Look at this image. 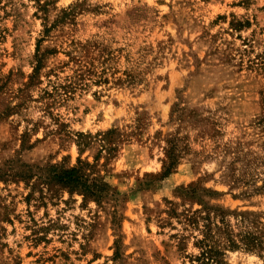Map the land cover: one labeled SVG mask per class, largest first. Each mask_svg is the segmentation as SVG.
Returning <instances> with one entry per match:
<instances>
[{
	"label": "clouds",
	"instance_id": "obj_1",
	"mask_svg": "<svg viewBox=\"0 0 264 264\" xmlns=\"http://www.w3.org/2000/svg\"><path fill=\"white\" fill-rule=\"evenodd\" d=\"M26 3L23 36L0 25V84L8 81L10 105V114L0 110V204L15 192L20 198L8 203V211L22 220L0 219V264H170L173 254L176 264H264V197L241 205L259 213L244 222L243 213L202 207L211 195L202 186L208 172L221 173L217 182L241 201L256 187H233L239 169L227 174L229 159L242 153L222 154L225 164L218 166L201 151L202 167H193L191 183L170 181L188 152L184 117L191 112L231 125L226 140L217 141L222 147L243 142L245 152L264 157V0ZM14 6L0 0V16ZM126 9H134L128 21L121 19ZM165 13L172 18L167 24ZM86 19L97 21L88 25L89 35L81 27ZM144 28L162 32L160 49L151 47ZM53 41L65 53L55 64L49 61ZM169 73L183 83L170 82ZM260 179L264 183V168ZM192 185H199L195 193ZM27 191H34L31 204L23 200ZM140 192L153 194L145 205L154 216L169 207L190 214L186 205L194 204L198 228L177 225L172 240L167 229L159 237L167 242L163 249L142 230L128 235L112 208ZM157 192L172 203L161 202ZM109 195L112 203L102 204ZM65 204L78 217L74 227ZM101 209L111 222L97 228ZM4 212L0 207V216ZM220 216L228 217L225 223Z\"/></svg>",
	"mask_w": 264,
	"mask_h": 264
},
{
	"label": "rangeland",
	"instance_id": "obj_2",
	"mask_svg": "<svg viewBox=\"0 0 264 264\" xmlns=\"http://www.w3.org/2000/svg\"><path fill=\"white\" fill-rule=\"evenodd\" d=\"M10 3L19 6H14L11 11L5 12L3 16H0V25H3L5 30L7 31L9 28L16 34L17 37H21L24 34V19H25V12L24 9L27 7L26 0H9ZM160 2V0H157ZM134 9H126L121 16V19L124 21H128V19L132 16ZM33 16L36 13H32ZM172 18L165 13L161 16V20L164 21L165 24L168 23L169 20ZM151 22V17L146 16V23ZM97 21L93 19H86L81 23V27L84 29L83 34L89 35L91 34L88 29V25L92 24L95 26ZM144 31H149L151 33L149 37V44L154 49H160L162 45H164V37L162 32H158L157 29L152 28H144ZM239 39V37H238ZM73 44H76L77 41L73 40ZM80 43L87 46L90 41L82 40ZM96 46H99L98 44ZM65 53L59 51L56 42H52V51L49 55V61L53 64L57 63V58H62ZM200 56H203L204 53H200ZM24 59L27 58V53H24ZM224 62H228V57L224 58ZM242 70V69H241ZM34 71V69H33ZM159 71V70H158ZM9 73L11 74V69H9ZM168 80L176 85H180L183 83V77H180L178 73H169ZM8 81H5L4 84H0V110L3 111L4 114H10V105L7 102V97L5 96V92L7 91ZM184 119L189 123V134H188V152L185 158H182L181 161L176 166V172L170 177V181L174 182L177 187L184 183H191L192 182V169L194 166H201L200 159L201 151L207 153L208 155L217 159L218 166H224L225 161L223 159H219V157L223 154L224 156H230L232 151H236L238 153H242V155H237L229 159L226 170L229 177L236 176L237 169H239V175L236 176L235 183L236 184L243 183L246 186H250L255 184L256 187L253 188L250 192H246L245 201H241L237 193L232 192V188H230L225 183H218L217 180L221 173L217 171H211L206 173L205 175L210 177V179L203 180L202 186L204 187L205 192L210 193L211 195L205 197L202 203V207H211L217 212H239L245 215L241 216V222H244L246 216H256L258 215V210L252 207H244L241 206L242 204L246 203L247 199L253 200L258 202L264 197V183L261 182L260 179V172L261 169L264 168V157H262L259 153L250 154L245 152L244 149L240 146L243 142L238 143L235 148H229L228 146L222 147L221 144L217 143L221 138H227L229 131L231 129V125L227 127H221L220 125L223 123L220 120L211 121L207 118L201 120L198 118V115L195 112L188 113ZM199 128V131L196 129ZM201 141L203 142V149L201 148ZM175 159V156H174ZM206 163L211 164L212 161L207 159V156L203 157ZM203 179V178H201ZM109 187H111L109 185ZM165 192L169 191L168 187L162 186ZM199 188V185H192L190 186V190L192 193H195ZM175 189H171L174 191ZM231 193V194H230ZM152 193H137L135 197L131 199L119 201V207H113L112 211L117 214V218L123 217L122 224L124 226L125 232L128 235H132L134 233L140 232L142 230L143 236H152L155 239L153 243L157 244L161 249L164 248L166 245V241L163 239H159V237L163 236L164 231L171 228L172 235L168 237L169 240H172L176 235V226L179 225L180 227L184 228L187 226L188 228H193L194 226L198 228L200 224V218L197 213L200 212L199 208H196L194 204L188 203L186 206L187 208L191 209L190 214H182L177 208L169 207L166 211H160L155 216L147 214L145 200H147ZM156 196H159L160 201L167 200L169 204L172 203L170 197L167 195H160L159 192L155 193ZM8 197L12 199L8 201V203H14L15 200H18L20 197L12 191L7 193ZM34 196V191H27L23 195V200L25 204L32 203V197ZM4 197L0 196V201H3ZM211 201L209 204L208 201ZM83 202V201H82ZM8 203L0 204V207L5 208V212L0 219L5 220L7 223H21L22 220L17 219L14 221L11 213L8 211ZM102 204H111L112 198L109 195L107 200H102ZM46 207V205L42 206ZM55 207V204L52 205ZM18 208V205H17ZM122 209V211H121ZM15 210V209H13ZM65 212L68 213V218L71 220V224L74 227L78 217L71 215L72 210L67 207L65 204ZM31 212V210H30ZM49 212L45 211L44 216L47 217ZM205 216H210L212 218L213 213L205 212ZM196 219V223L190 222V219ZM34 220L35 217H32ZM219 223H225V220L228 217L220 216L218 217ZM234 219V218H233ZM108 220L109 223L111 219L109 216L101 209V213L99 214V221L94 222L97 228H100L104 225V222ZM223 222V223H221ZM27 225L25 229L27 230ZM66 225H61L60 230H66ZM15 231V229L13 230ZM99 234V233H97ZM83 239V237H80ZM101 254H103V250H101ZM179 257L173 254L170 257V264H176V260ZM235 259V257H234Z\"/></svg>",
	"mask_w": 264,
	"mask_h": 264
},
{
	"label": "trees",
	"instance_id": "obj_3",
	"mask_svg": "<svg viewBox=\"0 0 264 264\" xmlns=\"http://www.w3.org/2000/svg\"><path fill=\"white\" fill-rule=\"evenodd\" d=\"M34 71H35V69H34ZM172 161H173V164H174V163H175L174 156H172ZM74 180H75V177H74V176L69 178V181H70V182H74ZM208 218L210 219V216H208ZM190 222H192V223L194 224V223H196V219L191 218V219H190ZM221 223H223V222H221ZM210 259H211V258H210Z\"/></svg>",
	"mask_w": 264,
	"mask_h": 264
}]
</instances>
